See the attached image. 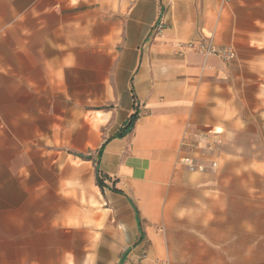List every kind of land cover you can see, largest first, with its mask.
<instances>
[{"label": "crops", "instance_id": "1", "mask_svg": "<svg viewBox=\"0 0 264 264\" xmlns=\"http://www.w3.org/2000/svg\"><path fill=\"white\" fill-rule=\"evenodd\" d=\"M208 39L236 58L175 48ZM134 107L132 131L115 138ZM13 132L24 133L14 146L51 161L58 146L103 147L105 188L95 175H13L19 212L0 206V264H68L77 253L264 264V0H0V146ZM238 132L259 149L243 155L244 175L174 167L183 133L229 146Z\"/></svg>", "mask_w": 264, "mask_h": 264}, {"label": "rangeland", "instance_id": "2", "mask_svg": "<svg viewBox=\"0 0 264 264\" xmlns=\"http://www.w3.org/2000/svg\"><path fill=\"white\" fill-rule=\"evenodd\" d=\"M138 107L140 106L138 105ZM102 109L112 110L114 106L107 105ZM14 135L24 137V133L13 132L10 140L12 146H0V184L5 181V188H0V206H5L4 209L10 210L12 215L18 214L20 203V194L13 175H26V173L28 175H95L99 159L98 149L94 152L77 153L69 148L58 146L51 150L58 151L60 158L58 161H51L49 156H34V154L27 152V149L14 146ZM188 137L189 133L181 135L177 147L179 154L175 158L174 167L182 168L189 173H196V175H244L243 155H253L259 151L258 148L243 146L246 141L242 132L234 135L233 139L229 141V146H225L216 134L201 135L196 142ZM183 139H185L184 145H182ZM48 150L50 149L48 148ZM67 155L70 157H66ZM183 156L192 158L195 164L203 167V171L190 172L179 165V158ZM8 175H12L10 184L7 182ZM0 209L3 208L0 207ZM3 248L5 247L0 244V250ZM76 256L74 263L69 261L68 264H102V260L83 259L81 253H77Z\"/></svg>", "mask_w": 264, "mask_h": 264}, {"label": "built area", "instance_id": "3", "mask_svg": "<svg viewBox=\"0 0 264 264\" xmlns=\"http://www.w3.org/2000/svg\"><path fill=\"white\" fill-rule=\"evenodd\" d=\"M163 30V24L161 22L157 23L151 30L149 37L156 36ZM175 48L179 52L189 51L197 53L203 57H216L223 62H230L235 59L236 53L231 47H221L215 45L211 40L208 41H190L184 43H177ZM185 144V139L182 140V145ZM179 165H182L190 172H202L203 167L195 164L194 160L190 157L179 158ZM215 166V164H213ZM143 255L139 259V262L143 260Z\"/></svg>", "mask_w": 264, "mask_h": 264}, {"label": "trees", "instance_id": "4", "mask_svg": "<svg viewBox=\"0 0 264 264\" xmlns=\"http://www.w3.org/2000/svg\"><path fill=\"white\" fill-rule=\"evenodd\" d=\"M138 118V112H137V108L134 107L133 109V113L130 115V117L128 118L127 122L123 125V127L121 128V130L119 131V133L116 134L115 138H123L124 136H126L127 134H129L134 126L135 121ZM103 147H101V149L98 151V156L100 157L101 155V151H102ZM95 179H96V185L100 188L103 189L105 188L104 185V178L102 176V174L100 173L98 166H96V170H95ZM112 191H114L115 193L121 194L120 191L116 190L115 188H111ZM124 259H122L120 261L119 264H123Z\"/></svg>", "mask_w": 264, "mask_h": 264}]
</instances>
